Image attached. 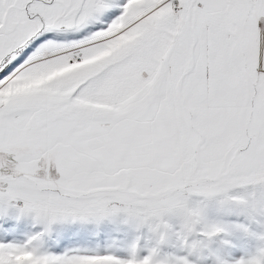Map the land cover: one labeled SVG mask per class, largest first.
Returning a JSON list of instances; mask_svg holds the SVG:
<instances>
[{
	"label": "snow or ice",
	"instance_id": "obj_1",
	"mask_svg": "<svg viewBox=\"0 0 264 264\" xmlns=\"http://www.w3.org/2000/svg\"><path fill=\"white\" fill-rule=\"evenodd\" d=\"M0 264H264V0H0Z\"/></svg>",
	"mask_w": 264,
	"mask_h": 264
}]
</instances>
